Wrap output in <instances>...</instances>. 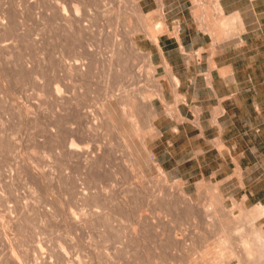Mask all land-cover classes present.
<instances>
[{"label":"rangeland","instance_id":"obj_1","mask_svg":"<svg viewBox=\"0 0 264 264\" xmlns=\"http://www.w3.org/2000/svg\"><path fill=\"white\" fill-rule=\"evenodd\" d=\"M158 28L140 0H0V264H212L232 248L220 264L244 262L241 240L252 247V229L264 231V212L247 216L260 204L201 176L196 161L166 159L171 134L161 136L160 123L191 131L197 109L188 118L177 106L183 95H156L131 47L134 36L150 52L141 35ZM155 74L166 89L165 70ZM119 92L124 104L155 95L153 116L134 108L140 132Z\"/></svg>","mask_w":264,"mask_h":264},{"label":"crops","instance_id":"obj_2","mask_svg":"<svg viewBox=\"0 0 264 264\" xmlns=\"http://www.w3.org/2000/svg\"><path fill=\"white\" fill-rule=\"evenodd\" d=\"M161 6L140 0L141 11L164 30L157 43L141 38L153 62L164 70L166 62L178 76L182 115L197 109L191 131L181 122L160 123L161 136L171 134L166 159L196 161L201 176L221 180L228 191L237 185L264 207V0H161ZM176 91L166 83L165 99Z\"/></svg>","mask_w":264,"mask_h":264},{"label":"bare ground","instance_id":"obj_3","mask_svg":"<svg viewBox=\"0 0 264 264\" xmlns=\"http://www.w3.org/2000/svg\"><path fill=\"white\" fill-rule=\"evenodd\" d=\"M159 2H160V7H162L161 6V0H159ZM80 6L81 5H74L73 6V9L76 12V14H79V12H80ZM59 9H60L61 13L64 15V17L66 18V20L69 21V19H70L69 18V11L71 10V7H70V9H68V7L66 6V4L64 5V3H63L60 6ZM160 10H161V8H160ZM160 14H162V13H160ZM70 21H71V19H70ZM163 25H165V24H162L161 25V28L163 27ZM158 30H159V28H158ZM160 31H164V30L160 29L158 32H160ZM149 32H151L149 36H151V38L154 40V42L156 41V43H157L158 42V36H157V33L158 32L154 31L153 29H152V31L149 30ZM158 34H160V33H158ZM130 44H131L132 49L136 52V54H142V55H144V57H145V63L147 65V67H148V71L149 72H152L151 75H148V76L151 79H153V81L155 82V87H156V90H157L156 95L160 96L164 100L165 99V85H164V83L160 79H157L156 76H155L156 75L155 74L156 73V65L153 62L151 51L150 52H143V51L139 50L138 49V46L136 44V41H135L134 36H131L130 37ZM164 67H165V78H166V81H168L169 84L171 85V87L176 91V89H177V87H178V85L180 83V80H179L178 76L173 72L172 67L169 64H167L165 62ZM138 71H137V73L140 74L141 72L140 71L138 72ZM139 77H140V75H139ZM58 91H60V89ZM121 92H123V91H121ZM121 92H119V94L117 93V95H115L116 101L119 102V105L120 104L123 105V107H122L123 108L122 109L123 112L127 115V118L132 123V125H134V128L136 129V131L137 132H140L141 129L139 127L138 122L136 121V118H137L138 115H136V113L134 112V108L135 109H138L137 107L142 106V108H145L146 110H148V112L151 114V116H153V113L156 112V108H155V105H154V102H153V100H154L153 98L155 97V95L152 94V93H146V92L145 93H142V94L140 93L141 95L138 96L137 97L138 99H137L136 98V95L137 94H134L135 97L132 96L130 98V100L128 101V104H126L127 102L124 104L123 101H122V98H123L122 95H125L124 94L125 91L120 96ZM142 92H143V90H142ZM176 93L179 96V93L177 91H176ZM127 108H129V109H127ZM105 114L108 116L109 120L112 121V119H111V117L109 115V111L105 110ZM151 120L153 121V117H151ZM70 144H72L70 148H73L75 150L77 149V146H76V144L74 142L73 143H70ZM158 170H159V174L157 175V177H158L157 179L160 182V184H164V186H165V183L168 180L167 175H166V173L164 171H162L161 167H158ZM142 177L145 179L146 175L145 174H142ZM149 180L150 179H148V182H149ZM212 190H213V193H212L210 199H211L212 203H214L215 205H217L218 208H221L222 207V197L215 191V188L212 189ZM176 192L178 194V197L182 200V202H184L186 199H190V197L186 194V192H185V190H184V188H183V186H182L181 183H177ZM263 212H264V207L262 205H259V206H256L250 213H248L247 216H248V218L250 220L253 221V220H255ZM207 215L209 217H211L212 219L215 216H217L216 212L208 213ZM231 223L233 224V221H231ZM210 225H211V223H210ZM133 231L135 232V229ZM251 233L253 235V239H252V243H251L252 244V247H248L246 245V242L244 240H241V243H242V246H243V250H244L243 252L245 254L239 255V257L245 259L242 264H264V231L261 228H253L252 231H251ZM229 240H230V237H226L224 239L223 238H220L219 241H218V243L219 244H222V243H225V242H227ZM13 254H14V252H13ZM233 255H234V249L232 248L230 250V254H228V255L222 254V255L218 256L217 258L214 259V261H213L212 264H220V262L224 258L231 257Z\"/></svg>","mask_w":264,"mask_h":264}]
</instances>
